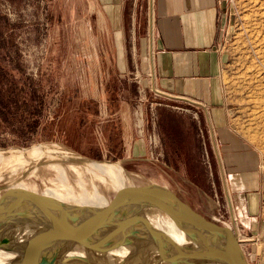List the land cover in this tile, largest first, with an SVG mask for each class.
Wrapping results in <instances>:
<instances>
[{"label": "rangeland", "instance_id": "374dc122", "mask_svg": "<svg viewBox=\"0 0 264 264\" xmlns=\"http://www.w3.org/2000/svg\"><path fill=\"white\" fill-rule=\"evenodd\" d=\"M227 3L219 127L210 107L157 96L147 13L144 32L131 25L126 34L131 55L145 35V69L122 71L105 60L118 54L117 33L103 31L90 0H0V193L11 187L14 201L13 187L42 193L23 199L37 203L50 190L95 203L122 188L118 173L107 177L57 152L119 164L130 184L165 186L219 224H233L237 205H248L250 219L240 218L237 230L251 238L243 242L248 263L264 264V0ZM135 135L138 143L125 142ZM11 152L19 158L3 164Z\"/></svg>", "mask_w": 264, "mask_h": 264}, {"label": "water", "instance_id": "95a60500", "mask_svg": "<svg viewBox=\"0 0 264 264\" xmlns=\"http://www.w3.org/2000/svg\"><path fill=\"white\" fill-rule=\"evenodd\" d=\"M8 189L0 193V204L10 202ZM12 189H16L12 195L17 199L27 200V194L35 198L43 196L27 189ZM28 202L25 209L36 216L32 235L26 241L0 236V250L16 251V264H79L81 257L68 250L83 248L96 253L133 246L134 251L139 248L144 251V257L149 253L161 254L164 258L161 260L167 264H204L199 247H206L205 243L229 264H249L234 228L204 217L172 190L158 184L125 186L97 204L52 199L36 214L35 207L40 204ZM152 214L173 219L188 236L185 244L171 241L159 229L140 224ZM130 252L128 255L133 251ZM133 260L139 261L137 256ZM144 261V264L154 262L147 257Z\"/></svg>", "mask_w": 264, "mask_h": 264}, {"label": "crops", "instance_id": "0c3cea01", "mask_svg": "<svg viewBox=\"0 0 264 264\" xmlns=\"http://www.w3.org/2000/svg\"><path fill=\"white\" fill-rule=\"evenodd\" d=\"M90 1L91 14L103 18V31L109 34L117 33L113 47L115 46L118 54L107 55L106 62L116 63L122 71H127L134 63H138L144 70L145 35L138 39L139 55H131V47L128 46L130 42L127 44L129 38L126 34L133 32L131 25L136 32H144L142 26L146 13L148 18L150 17L151 0ZM227 10V0H153L155 41L151 62L155 87L162 93L159 96L167 101L210 107L219 127L225 126L221 124L219 118L222 108L218 103L217 81L223 64V54L219 46L227 22ZM129 109H124L125 115ZM161 111L162 120L165 118L172 120L168 110ZM133 138L136 140L126 139L125 142L129 144L139 142L136 135ZM139 150L133 151L132 154L136 156L138 153H145L144 148ZM236 209L238 217L233 215V224L230 226L235 227L240 235L237 230L239 219L247 222L252 211L243 203L238 204ZM240 237L244 239L241 235Z\"/></svg>", "mask_w": 264, "mask_h": 264}, {"label": "bare ground", "instance_id": "6f19581e", "mask_svg": "<svg viewBox=\"0 0 264 264\" xmlns=\"http://www.w3.org/2000/svg\"><path fill=\"white\" fill-rule=\"evenodd\" d=\"M57 153L63 154L62 156L68 158V159H75L80 161H85L88 166L93 168L94 170L102 173L103 175L110 177L109 172L118 173L116 175H119V179L116 182V185L125 187L132 185L129 182V174L121 167L119 164H110L111 162H100V161H89L87 159H84L83 157L71 153V152H64V151H58ZM19 158V155L15 154L14 152L10 153V158H3V164L13 163ZM120 173V174H119ZM45 199L43 201L37 202V204H40V207H35V214L39 212L40 208L46 204L45 202L50 200H58V201H64L60 198H58L53 192L48 190L45 194ZM9 197V196H8ZM10 198V197H9ZM9 200V203H2L0 204V236L4 237L5 239H12V240H23L26 241L33 233L34 223L36 221L35 215H29L27 210L25 209V201L22 199H18L17 201ZM30 198V197H28ZM101 198V197H100ZM20 201V202H19ZM24 201V202H23ZM27 201V200H26ZM104 200H100L95 203L90 204H97L101 203ZM66 202V201H64ZM67 202H74V201H67ZM83 202V201H82ZM34 203V202H33ZM79 203V202H77ZM36 204V203H35ZM84 204V203H81ZM29 206V204H28ZM140 224L146 228L150 229H159L160 232L166 235L168 239H170L173 242L179 243L184 245L185 242L188 239V236L185 235L181 231L180 226L173 220L168 217H163L161 215L152 214L150 218H147V221L140 222ZM16 225V226H15ZM230 226V225H229ZM233 228V227H232ZM235 228V227H234ZM235 230V229H234ZM236 231V230H235ZM238 235V233H237ZM241 247L243 248V242L249 241L251 238H244L242 239L240 235H238ZM206 247H199V253L202 255V260L204 264H229V261L227 259L222 258L216 250L209 244L205 243ZM70 247V246H69ZM135 247H128V248H120L119 250L115 251H99V252H90L88 250H83V248H76L74 250H68L67 252L74 251L75 253L73 256L81 257L79 264H144L146 263L144 261V258H151L154 260L153 264H167L166 262H163L161 259H164L161 254L159 255L157 252H155V256L151 253L146 254L144 257V251L139 250L134 251ZM130 251H133L132 254L133 258L128 255V253H131ZM137 256L139 261L133 260L134 257ZM15 257H18L16 254V251L13 252H7L0 250V264H16ZM69 260V259H65ZM169 264V263H168Z\"/></svg>", "mask_w": 264, "mask_h": 264}, {"label": "built area", "instance_id": "2783aa9c", "mask_svg": "<svg viewBox=\"0 0 264 264\" xmlns=\"http://www.w3.org/2000/svg\"><path fill=\"white\" fill-rule=\"evenodd\" d=\"M149 24H150V27H151V31H150L151 35H150V39H149V46H150V49H151L150 50V55H149V63L152 64L151 56L153 55V44H154V41H155V34H154V31H153V0H151V3H150ZM151 77H152L153 88L156 89L155 81H154V74H153V64H152V67H151ZM156 94H157V96L162 95V93H160L157 89H156ZM149 142L151 144V149H156L157 148V143L158 142H157L156 137L150 138Z\"/></svg>", "mask_w": 264, "mask_h": 264}]
</instances>
